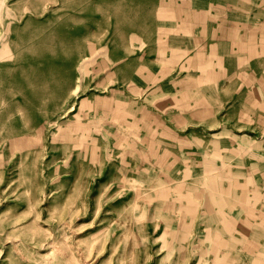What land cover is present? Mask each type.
<instances>
[{
    "label": "rangeland",
    "instance_id": "obj_1",
    "mask_svg": "<svg viewBox=\"0 0 264 264\" xmlns=\"http://www.w3.org/2000/svg\"><path fill=\"white\" fill-rule=\"evenodd\" d=\"M108 8L0 0V264H264L201 203L143 185L126 147L93 144L77 76L107 58Z\"/></svg>",
    "mask_w": 264,
    "mask_h": 264
},
{
    "label": "crops",
    "instance_id": "obj_2",
    "mask_svg": "<svg viewBox=\"0 0 264 264\" xmlns=\"http://www.w3.org/2000/svg\"><path fill=\"white\" fill-rule=\"evenodd\" d=\"M108 9L107 58L77 76L78 111L107 132L93 144L123 145L143 185L201 203L206 223L241 234L245 256H264V0Z\"/></svg>",
    "mask_w": 264,
    "mask_h": 264
}]
</instances>
